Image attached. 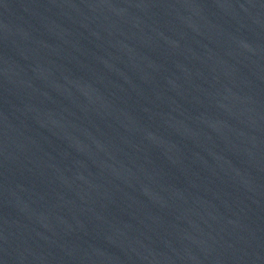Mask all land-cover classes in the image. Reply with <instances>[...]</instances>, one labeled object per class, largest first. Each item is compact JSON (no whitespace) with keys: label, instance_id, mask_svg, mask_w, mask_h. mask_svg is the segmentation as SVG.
<instances>
[{"label":"water","instance_id":"obj_1","mask_svg":"<svg viewBox=\"0 0 264 264\" xmlns=\"http://www.w3.org/2000/svg\"><path fill=\"white\" fill-rule=\"evenodd\" d=\"M0 264H264V0H0Z\"/></svg>","mask_w":264,"mask_h":264}]
</instances>
